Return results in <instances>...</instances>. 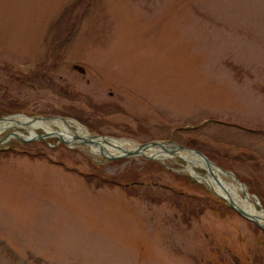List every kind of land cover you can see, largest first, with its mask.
<instances>
[{"label": "rangeland", "instance_id": "obj_1", "mask_svg": "<svg viewBox=\"0 0 264 264\" xmlns=\"http://www.w3.org/2000/svg\"><path fill=\"white\" fill-rule=\"evenodd\" d=\"M16 114L198 150L261 212L264 0H0V120ZM30 134L0 135V264H264V230L183 159Z\"/></svg>", "mask_w": 264, "mask_h": 264}, {"label": "bare ground", "instance_id": "obj_2", "mask_svg": "<svg viewBox=\"0 0 264 264\" xmlns=\"http://www.w3.org/2000/svg\"><path fill=\"white\" fill-rule=\"evenodd\" d=\"M14 127H27L32 135H36L39 129H43L48 135H56L69 144H81L85 139L92 140L90 144L92 153L104 155L105 157L121 156L126 151H135L139 145L129 140H120L105 137H93L87 129L74 120L52 119H32L24 115H17L0 120V135ZM54 127L60 128L59 131ZM14 133H12L13 135ZM23 138H31L19 133ZM14 136V135H13ZM11 137V136H10ZM145 156L154 160H165V158L179 157L188 163V172L198 182L208 186L214 193L226 201L232 202L236 207L241 208L254 219L264 224V211H257L256 204L251 200L247 188L239 184L232 176L215 165H207L202 157L189 150H181L173 144L165 146H151L144 152ZM206 170L207 175L201 174L198 169ZM245 194L243 197L241 194Z\"/></svg>", "mask_w": 264, "mask_h": 264}, {"label": "water", "instance_id": "obj_3", "mask_svg": "<svg viewBox=\"0 0 264 264\" xmlns=\"http://www.w3.org/2000/svg\"><path fill=\"white\" fill-rule=\"evenodd\" d=\"M74 69L84 73L85 72V69L83 67H79V66H73ZM55 118H58V117H55ZM61 118V120H67L65 118H62V117H59ZM58 118V119H59ZM4 119V118H2ZM1 119V120H2ZM52 119V118H51ZM20 138L24 139V140H30V139H27V138H23L21 137L20 135H18ZM47 135H44V136H41V137H46ZM65 142V141H64ZM84 143L86 144H92L93 141L92 140H88V139H85L84 140ZM166 144V143H165ZM164 143H160V142H152V143H149V144H144V145H140L139 146V149L138 150H135V151H126L124 152L123 155L121 156H114L113 158L112 157H106L108 159H111V160H115V159H118V158H126V157H134V156H145L144 152L149 149L151 146H165ZM179 149L181 150H189L191 151L192 153L200 156L203 158V160L207 163V165H213L214 163L209 160V158L205 155H203L202 152L198 151V150H195V149H190V148H186L184 146H178ZM221 169V168H220ZM223 170V169H221ZM224 171V170H223ZM227 173V172H226ZM229 174L230 176H232L234 178V180H236L237 182H239V184H242L233 174H230V173H227ZM244 186V184H242ZM212 190V189H211ZM228 203L230 204L231 207L234 208V210L240 214L241 216H243L244 218H247L248 220H251L253 222H255L261 229L264 230V224L262 225L260 221L254 219L251 215H249L246 211L242 210L241 208H238L236 207L232 202L228 201ZM263 211H264V208H263Z\"/></svg>", "mask_w": 264, "mask_h": 264}]
</instances>
